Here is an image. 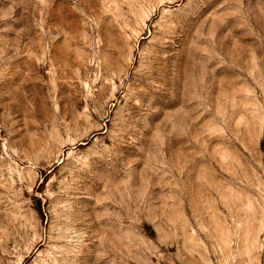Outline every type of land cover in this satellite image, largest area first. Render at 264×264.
I'll return each instance as SVG.
<instances>
[{
	"label": "rangeland",
	"instance_id": "obj_1",
	"mask_svg": "<svg viewBox=\"0 0 264 264\" xmlns=\"http://www.w3.org/2000/svg\"><path fill=\"white\" fill-rule=\"evenodd\" d=\"M0 264H264V0H0Z\"/></svg>",
	"mask_w": 264,
	"mask_h": 264
}]
</instances>
